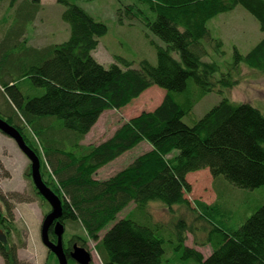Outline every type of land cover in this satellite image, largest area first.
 I'll return each mask as SVG.
<instances>
[{
	"label": "trees",
	"instance_id": "16d2710c",
	"mask_svg": "<svg viewBox=\"0 0 264 264\" xmlns=\"http://www.w3.org/2000/svg\"><path fill=\"white\" fill-rule=\"evenodd\" d=\"M59 1L67 5L69 40L27 49L36 60L20 79L31 78V93L0 75V90L12 103L6 117H0L16 126L39 155L43 180L63 200L62 222L80 221L104 264H161L170 244L181 251V257L197 264H264V203L237 228L225 229L210 218L215 212L211 207L202 209L186 196L192 191L188 174L201 169L210 170L216 179L224 175L236 186L264 185V113L225 94L238 81L243 66L264 73V37L246 54L235 49L226 68L207 59L209 49L203 41L215 40L216 50L224 52L222 40L212 37L207 23L238 5L250 11L264 31V0H142L157 15L154 20L147 18V24L166 43L158 46V62L143 59L133 66L119 58L123 64L110 67L94 55L99 38L108 32L107 24L75 0ZM6 65V59H0L4 71ZM191 78L200 92L188 88ZM153 85L166 90L159 106L129 119L106 141L85 142L105 111L127 106ZM209 91L220 92L223 99L195 124L186 123L184 116ZM52 118L55 125L49 123ZM37 131L45 134V147ZM30 134L42 141V149ZM143 141L151 144L149 152L107 179L96 177L103 166ZM11 201L0 191V229L8 240L0 241V255L5 264H29L17 256L12 243ZM152 201L186 214L176 215L166 225L158 223L148 212ZM188 212L203 225L188 223ZM198 229L205 232L199 245L212 248L207 257L187 244V236ZM74 237L82 241L79 235ZM70 250L71 245L69 264H74ZM49 259L59 264L53 252Z\"/></svg>",
	"mask_w": 264,
	"mask_h": 264
},
{
	"label": "rangeland",
	"instance_id": "374dc122",
	"mask_svg": "<svg viewBox=\"0 0 264 264\" xmlns=\"http://www.w3.org/2000/svg\"><path fill=\"white\" fill-rule=\"evenodd\" d=\"M75 1L108 26V32L99 38L98 46L94 50V55L100 63L110 67L116 62L123 64L118 60L122 58L131 62L133 66H138L143 59L157 64L158 46L166 45V43L147 24V18L154 20L157 17L147 3L142 0ZM66 9L67 5L59 0H0V59L7 61L5 71L0 66V75H3L6 82L11 79L19 82L24 93H31L29 86L31 78L23 81L20 79L22 72L30 69L36 60L30 56L27 49L31 47L42 49L46 45L69 40L71 27L64 20ZM207 25L212 37L222 40L224 51L220 53L216 50L215 40L210 42L204 39L209 49L208 55H210L207 59L217 61L222 68H226L232 61L235 49L246 54L264 37V31L258 19L242 5L214 16ZM236 76L238 81L226 89V97L234 102L250 103L264 113V73L243 66L240 74ZM188 86L196 92L201 91L192 78ZM165 93L164 88L153 85L127 106L104 112L88 137L87 143L106 141L129 119L159 106L164 100ZM222 96L218 91L203 94L199 97L193 111L184 116V121L190 125L195 124L223 99ZM11 108L10 98L3 89L0 90V115L6 117ZM55 120L56 118H52L49 123L55 125ZM37 133L45 147L46 138H43L45 134L42 135L38 131ZM30 136L35 145L42 149V141L31 134ZM65 144L66 149L70 150L69 142ZM151 147L148 141L138 143L136 147L124 152L115 159V162L109 164V171L98 172L99 176H97L104 179L120 172L137 156L146 151L149 152ZM30 162L31 160L17 141L0 130V191L12 200L10 205L13 209L15 228L12 227L11 238L12 243L16 245L17 256L29 264H46L47 261L56 264L54 259L48 260L50 250L44 244L41 235L42 224L50 205L41 199L32 176H27L28 172L32 171ZM49 180L50 178L47 181L51 186ZM188 180L192 184V191L186 196L191 201L198 202L202 209L211 207L215 212H211L210 218L225 229L237 228L246 217L264 203V185L257 189L236 186L224 175L216 179L208 169L190 172ZM162 205L159 201H152L148 205L149 214L158 223L166 225L176 215L183 217L186 214L178 207L171 211ZM132 207L134 205L122 211L118 218L126 216ZM188 217L186 216L188 223H193L195 227L203 225V222H197L195 217L192 219L193 216L189 212ZM172 224L174 225L171 223L170 226ZM65 227V244L69 239L71 244L73 241L79 242L74 237L79 235L83 242L81 246L87 247L93 254V261L90 264H104L95 249L96 242L89 238L80 221H67ZM107 230L103 231V235ZM197 231L194 235L187 236V244L196 247L207 257L211 254L212 248L210 245H199L203 243L205 232L203 229ZM84 240L87 241L86 245ZM181 254L180 250H176L173 244H170L161 264H197L193 259H184ZM0 264H5L1 255Z\"/></svg>",
	"mask_w": 264,
	"mask_h": 264
},
{
	"label": "water",
	"instance_id": "95a60500",
	"mask_svg": "<svg viewBox=\"0 0 264 264\" xmlns=\"http://www.w3.org/2000/svg\"><path fill=\"white\" fill-rule=\"evenodd\" d=\"M0 130L13 137L21 149L27 154L32 162V179L38 188L39 193L50 203L52 210L45 217L41 235L44 244L52 251L58 258L59 264H69V259L65 252L64 247V233L66 230L65 224L61 222V217L64 214L63 200L62 198L51 188L42 177V163L37 152L31 148V146L24 139V135L21 131L6 119L0 117ZM55 224V233L57 235V242H54L50 237V228ZM0 241L4 244L7 243L6 233L0 229ZM71 257L79 264H90L93 261V254L84 246L75 244Z\"/></svg>",
	"mask_w": 264,
	"mask_h": 264
},
{
	"label": "flooded vegetation",
	"instance_id": "af4514ba",
	"mask_svg": "<svg viewBox=\"0 0 264 264\" xmlns=\"http://www.w3.org/2000/svg\"><path fill=\"white\" fill-rule=\"evenodd\" d=\"M30 164H32V162H30ZM41 169H42V167H41ZM30 172V171H29ZM31 173V176H32V171L30 172ZM35 187H36V185H35ZM37 190H38V188H37ZM39 192V191H38ZM39 195L40 196H42L40 193H39ZM46 200V199H45ZM46 202H48L47 200H46ZM48 204L50 205V203L48 202ZM49 211H48V213H50V211L52 210V206L50 205L49 206ZM47 213V214H48ZM47 214H46V216H47ZM63 216H64V214H63ZM63 216L61 217V222L63 221ZM56 222L57 221H55L54 222V224L52 225V227L50 228V232H52L53 234H54V236H53V234H52V240L54 241V242H57V235H56V233H55V224H56ZM51 235V234H50ZM72 242H71V239H69L68 241H67V244H65V241H64V247H65V252H66V254H67V257H68V259H69V257H70V253H68V251H67V249H69V247H70V245H71V250H72V248H73V246L75 245V244H80V246L82 245V241L81 240H79V242H74L73 241V244H71ZM69 251V252H72V251ZM50 252H52V251H50Z\"/></svg>",
	"mask_w": 264,
	"mask_h": 264
},
{
	"label": "crops",
	"instance_id": "0c3cea01",
	"mask_svg": "<svg viewBox=\"0 0 264 264\" xmlns=\"http://www.w3.org/2000/svg\"><path fill=\"white\" fill-rule=\"evenodd\" d=\"M108 111H109V110H108ZM105 112H106V111H105ZM102 115H103V114H102ZM102 115H101V116H102ZM99 119H100V118H99ZM98 121H99V120H98ZM96 124H97V123H96ZM94 127H95V125H94ZM94 127H93V128H94ZM93 128H92V130H93ZM92 130H91V132H92ZM91 132H90L88 135H86V136H87V137H86V140H85L86 143H87L88 137L90 136ZM100 142H101V141H100ZM100 142H98V143H100ZM90 143H94V142H90ZM113 162H115V160L112 161V162H110L109 164H112ZM109 164H107V166H103V168H101L98 172L101 173V171H103V170L106 171V172L109 171V168H110V167H109ZM116 172H117V171H116ZM97 175H98V174H97ZM113 175H115V174H113ZM98 176H99V175H98ZM98 176H96V177H98ZM98 178H99V177H98ZM108 178H109V176H108ZM104 179H107V178H104Z\"/></svg>",
	"mask_w": 264,
	"mask_h": 264
}]
</instances>
